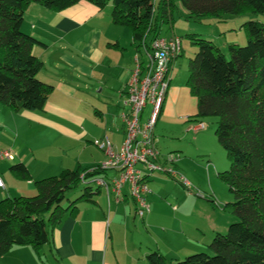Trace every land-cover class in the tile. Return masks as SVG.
<instances>
[{"label":"trees","instance_id":"1","mask_svg":"<svg viewBox=\"0 0 264 264\" xmlns=\"http://www.w3.org/2000/svg\"><path fill=\"white\" fill-rule=\"evenodd\" d=\"M79 1L0 0L2 105L15 112L44 110L54 90V85L38 76L44 63L34 47L43 43L22 29L29 5L36 2L61 11ZM86 1L100 10L111 1L112 22L131 29L138 50L142 46L150 49L152 41L161 36L163 25L174 21L172 0ZM181 2L189 17L199 20L243 12L264 14V0ZM242 27L247 44H231L227 54L211 40L189 35L199 48L189 61L186 81L197 101L195 120L217 118L215 133L230 161L229 169L220 176L234 196L228 205L238 220L229 225L227 232L213 238L207 245L209 252L190 254L178 259L177 264H264V23L249 20ZM11 170L24 180L31 178L22 162ZM107 172L97 166L64 169L60 174L35 180V195L1 199L0 255L17 245L30 246L39 253L52 242L54 231L66 215L75 216L80 203H96L102 186L95 179ZM81 183L86 185L82 194L64 206L67 193ZM147 257L150 264H167L159 251Z\"/></svg>","mask_w":264,"mask_h":264},{"label":"crops","instance_id":"2","mask_svg":"<svg viewBox=\"0 0 264 264\" xmlns=\"http://www.w3.org/2000/svg\"><path fill=\"white\" fill-rule=\"evenodd\" d=\"M101 12L86 0L61 11L36 2L27 8L22 29L43 43L34 47V53L44 63L38 76L54 85V90L44 110L15 112L0 103V150L9 148L14 154L13 158L0 161V176L5 184V187H0V200L10 196L35 195V180L60 174L64 169L98 167L106 160V152L97 145L98 141L95 143L98 149L87 154L90 147L82 146L81 141L92 136L93 130L84 125L79 111L65 101L67 98L76 99L75 95L82 91V87L89 88L90 83L84 82L83 77L101 82L95 75L96 66L101 64L108 65L110 71L113 68L122 70L121 74L111 72L110 78L116 81V87H120L121 99L125 97L136 66L135 57L138 55L140 58L141 52L137 49L139 53L128 57L131 51L119 33L113 31L112 18L110 40L104 45L110 47V57L103 50V45L91 46L90 37L100 30ZM92 22V27L86 30ZM87 35L90 36L89 43L83 46L82 38ZM131 43L135 45L133 37ZM112 50L117 55H113ZM140 61L144 62L141 58ZM169 88L172 98L166 96L162 109L166 116L176 114V88L171 86V82ZM103 103L109 105V109L113 105L108 100ZM97 113L100 112L97 110ZM44 133L47 142L40 155L41 147L31 139ZM21 134L30 139L32 148L20 143ZM72 142L78 148L69 146ZM54 144L58 145L60 155H46L47 147ZM165 157L160 155V160L164 161ZM19 162L27 166L31 176L29 180L12 172V166ZM181 162L185 161L181 159ZM182 166L185 167V163ZM117 174L115 170L104 173L110 179ZM146 175L149 191L145 196L150 211L143 218L137 215L136 201L128 187L123 189L120 202L116 201L114 192L108 198L107 192L102 194L106 189L101 188V192L96 194V203H80L75 216L64 217L54 231L52 242L39 253L30 246L17 245L0 255V264H148L147 256L152 251H159L167 259L169 254L177 256L178 253L193 251L195 247L207 246V239L223 231L225 217L219 218L222 212L213 205L201 208L194 204L193 192H187V188L173 177L161 173ZM193 206L200 211L193 210ZM147 233L151 234L149 240Z\"/></svg>","mask_w":264,"mask_h":264},{"label":"rangeland","instance_id":"3","mask_svg":"<svg viewBox=\"0 0 264 264\" xmlns=\"http://www.w3.org/2000/svg\"><path fill=\"white\" fill-rule=\"evenodd\" d=\"M172 2L175 6L174 21L171 25H163L161 36L168 38L173 36L179 37L182 44L181 55L178 58H175L169 73L171 86L176 88V114L166 116L161 112L159 123L154 130L155 139L161 155L166 156L174 154L180 156L175 169L184 174L185 177L191 181L193 190L190 192H193L195 196L193 203L199 204L201 208H211V205H213L216 209L222 212L220 213L221 216H219V218H222V215L225 217V228L221 233L217 234H224L227 232L229 225L238 220L237 216L232 212L230 205H228L234 200V196L230 191L229 185L220 176L222 172L229 169L230 161L227 157L226 150L219 143L215 133L217 118L206 117L200 118V120H195V114L198 110L197 101L191 94L186 81L189 74V61L195 56L199 48L198 44H196V40L191 39L189 35L211 40L227 54L231 44H237L240 46L247 44L248 39L242 25L249 20L264 23V14L243 12L240 14L226 15L222 19L204 17L199 20L189 17L181 0H172ZM101 13L100 30L93 37L88 35V38L87 36L83 37L82 43L84 46L89 43L88 40L91 39V46L103 45V50L106 51L110 57V47H104V45L110 40V31H112V29H110V18H112L111 1ZM92 24L93 22L89 23V25L86 26V30L91 28ZM111 25L114 27L113 31L119 33L118 36L121 38L122 42L126 44L127 49L131 51V54H129L128 57L131 58L135 53H139L136 46L131 43V29L125 25L112 24V22ZM140 52L141 54L139 55L141 60H144L146 63L148 59L145 46L140 48ZM111 53L114 55L116 52L112 50ZM115 69L116 68H113V70L110 71L108 65L105 67L102 66V64L96 66L95 75L101 80V82L97 83L95 81L96 79L88 80L86 77H83L82 79L84 82L88 81L90 83L89 88L84 89V87H82V91L76 93V99H65L66 104L74 110L79 111L84 125L93 130L92 136H87L83 142L81 141L82 146L90 147L87 154H91L95 149H98L97 147L102 145L106 136L110 138V141L115 148H120L124 141L125 123L121 116V112L126 109L124 103L125 97L121 99L119 93L120 87H116V81L113 78H110L111 72L115 71L116 73L121 74L122 70L119 68ZM171 92L172 91L169 88L168 96L166 95L168 99L172 98ZM106 100L113 103V105H110V109L109 105L103 103ZM151 109L152 104L149 102L144 109V114L148 115ZM97 110L100 113H97ZM200 121L205 122L207 127L198 132L192 131L190 127ZM19 140L24 147L32 148L33 144L31 142L37 143L41 147L40 155H42L47 142V137L44 133L42 136L34 137L30 142L29 138L21 134ZM96 141H98V146L95 144ZM27 143L28 145H26ZM74 144L75 142H72L69 146L72 147ZM57 146V144H54L52 147H47L46 155H60ZM74 148H78V145L76 144ZM181 159L185 162L180 163ZM183 163H185V167L182 166ZM137 167L147 171L146 167L142 164H138ZM156 173H161L169 177L165 172L158 171L151 172V176ZM100 177L106 178L104 174L100 175ZM93 184L96 185V183ZM85 186L84 183H81L77 188L69 191L62 204L67 206L71 200L80 196ZM102 188L104 189L105 187ZM186 190L188 192V189ZM104 193L106 194V191L102 190L103 195ZM200 194L202 195L200 196ZM227 205L228 207H226ZM195 208L196 207L194 206L192 207L196 212L200 211L199 208ZM216 235H211L212 237L207 239L206 244H209ZM146 237L147 240L151 239V234L147 233ZM198 252H209V249L206 245H203L201 247H195L193 251H188V253H178L177 256L169 254L167 255L166 261L167 264H177L178 259H174L173 261V258L183 259L190 254ZM147 263L150 264L148 260Z\"/></svg>","mask_w":264,"mask_h":264},{"label":"built area","instance_id":"4","mask_svg":"<svg viewBox=\"0 0 264 264\" xmlns=\"http://www.w3.org/2000/svg\"><path fill=\"white\" fill-rule=\"evenodd\" d=\"M181 51L182 44L179 37L159 36L152 41L151 48L146 49L148 59L146 63L141 62L136 55V66L125 92L126 109L121 112L125 123L124 141L120 148H115L110 138L106 136L101 145L107 158L98 167L115 170L118 174L110 180L97 177L95 182L105 187L108 198L111 192H114L117 202L122 200L123 189L128 187L136 201L137 215L141 218L150 211L145 196L149 191L146 174L154 171L165 172L188 190L191 191L193 188L191 181L175 169L180 159L179 155H166L164 161L160 160L161 153L154 134L170 85L171 65ZM149 102L152 104V109L148 115H145L144 109ZM206 127L207 124L200 121L193 124L190 129L198 132ZM13 157L14 154L10 149L0 150V161ZM138 164L144 165L147 171L138 168ZM0 187H5L1 176Z\"/></svg>","mask_w":264,"mask_h":264}]
</instances>
